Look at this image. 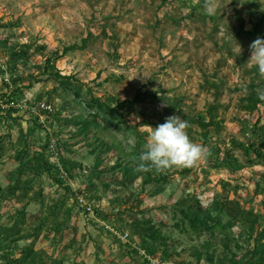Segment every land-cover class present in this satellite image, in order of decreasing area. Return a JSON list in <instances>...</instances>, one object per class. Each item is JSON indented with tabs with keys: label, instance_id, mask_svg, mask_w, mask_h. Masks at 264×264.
Instances as JSON below:
<instances>
[{
	"label": "rangeland",
	"instance_id": "374dc122",
	"mask_svg": "<svg viewBox=\"0 0 264 264\" xmlns=\"http://www.w3.org/2000/svg\"><path fill=\"white\" fill-rule=\"evenodd\" d=\"M215 5L0 0V264H264V0ZM172 115L207 159L138 171Z\"/></svg>",
	"mask_w": 264,
	"mask_h": 264
},
{
	"label": "clouds",
	"instance_id": "9594fccd",
	"mask_svg": "<svg viewBox=\"0 0 264 264\" xmlns=\"http://www.w3.org/2000/svg\"><path fill=\"white\" fill-rule=\"evenodd\" d=\"M204 10L208 15L216 12L215 0H204ZM250 57L246 63L255 67L264 78V38H256L250 44ZM234 51L241 53V47L235 43ZM264 94V93H262ZM148 129L145 150L138 157V171L155 170L163 172L171 169H185L199 166L207 159L208 149L194 142L188 135L189 124L178 115L165 118V122ZM129 143H133L132 140Z\"/></svg>",
	"mask_w": 264,
	"mask_h": 264
},
{
	"label": "built area",
	"instance_id": "2783aa9c",
	"mask_svg": "<svg viewBox=\"0 0 264 264\" xmlns=\"http://www.w3.org/2000/svg\"><path fill=\"white\" fill-rule=\"evenodd\" d=\"M44 109H46V110H52L51 108H49L48 106L46 107V108H44Z\"/></svg>",
	"mask_w": 264,
	"mask_h": 264
}]
</instances>
